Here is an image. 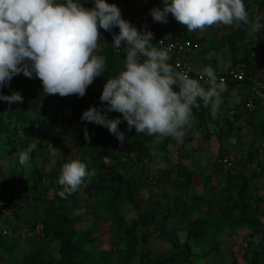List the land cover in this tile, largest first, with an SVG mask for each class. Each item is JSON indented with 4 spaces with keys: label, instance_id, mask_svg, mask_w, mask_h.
<instances>
[{
    "label": "rangeland",
    "instance_id": "rangeland-1",
    "mask_svg": "<svg viewBox=\"0 0 264 264\" xmlns=\"http://www.w3.org/2000/svg\"><path fill=\"white\" fill-rule=\"evenodd\" d=\"M92 1L78 0L84 7ZM114 1L118 3L122 18L133 25V13L125 7L129 0H106L109 4ZM244 3L250 21L259 17L264 23V0H244ZM158 25L175 39L188 37L200 41L199 50L187 60L194 69L197 58L203 56L208 64L199 70L210 65L217 74L245 65L247 75L264 83V28L253 31L250 23L238 29L219 25L189 32L171 14H168L167 23L158 22ZM100 32L99 54L107 58L112 36L103 29ZM255 50L259 57L249 61L248 52L252 51L254 57ZM243 60L249 62L240 64ZM107 64V70L81 97L82 110L78 116L73 107L58 105L62 99L59 95L46 96L37 78L29 79L20 73L0 86V94L19 93L24 104L44 105L49 112L45 122L39 118V124L21 118L3 121L4 129L0 131V232L5 235L7 231L6 236L13 241L21 240V245L13 248L8 242L0 247V264H26L27 261L40 264L43 249L54 259L51 264H63L61 242L47 235L49 211L56 209H60L62 215L81 218L77 231L91 233L93 241L86 248L96 261L99 260L96 264H138L144 257H166L173 250L180 252L181 248L189 251L187 264H264V218L261 224L242 222L221 232L214 242L208 237H190L196 222L207 217L210 206L216 211L218 221L239 220L241 213L234 211L233 206L243 200L231 184V177L240 178L244 168H249V175L255 174L249 192L254 199L262 200L260 205L264 208V121L254 123L258 129L248 121L245 102L255 97L250 85L236 89L239 103L234 102L232 89H228L222 94L223 102L215 113L208 108L203 117V106L198 110L193 108L195 120L182 141L170 138L159 148L160 152L156 151L157 156H139L134 140L144 135L136 134L134 129L129 131L121 113L112 111L106 115L109 119L121 118L118 128L126 133L123 150L106 127L81 120L82 113L90 106L107 108L99 99L103 86L122 69L117 64L108 61ZM46 123L56 127L53 136L47 133ZM85 129L90 145L84 139ZM37 133H43V137H37ZM105 137L111 140L115 153L112 158L100 151L101 140ZM25 140L36 143L38 150L32 152L29 163L23 166V178L17 185L10 182L16 162L9 152L12 147L25 145L22 143ZM143 146L147 147L148 142L143 140ZM231 151L239 156L238 167L232 171L220 164L221 157ZM159 153H163L166 169H155ZM70 159H79L87 165L91 175L84 185L87 180L96 179L98 185L114 197L115 207L107 209L101 205L110 214L109 224H100L99 216L90 212L98 205L87 203V194L77 193L70 199H61L58 176L62 165ZM181 166L187 167L191 174L189 189L178 183ZM257 167H261V172L254 171ZM147 208L150 220L142 217ZM164 229L175 235L176 247L164 235Z\"/></svg>",
    "mask_w": 264,
    "mask_h": 264
},
{
    "label": "clouds",
    "instance_id": "clouds-1",
    "mask_svg": "<svg viewBox=\"0 0 264 264\" xmlns=\"http://www.w3.org/2000/svg\"><path fill=\"white\" fill-rule=\"evenodd\" d=\"M164 7L150 11L156 22L167 23L168 14L189 32L204 31L213 26L240 28L251 23L253 31L264 28L261 18L250 21L244 0H163ZM113 34V47L121 52L122 69L103 86L100 101L107 108L90 106L81 120L106 127L123 144L126 133L118 125L121 118L109 119L107 112L122 114L129 131L154 137L152 144L165 138L182 141L194 123L193 108H211L215 113L228 91L223 78H218L209 65L191 78L186 71L169 63L170 50L152 43L151 31H139L123 19L116 4L94 0L86 8L78 0H0V86L22 73L37 78L46 96L83 97L86 89L107 70V58L100 55L101 32ZM164 40L159 43L163 44ZM203 82V83H202ZM235 103L240 102L232 89ZM0 100L23 102L19 93L0 94ZM84 139L90 136L84 130ZM36 143L19 153V163L25 166L31 159ZM153 156L157 153L153 151ZM163 153L155 169H166ZM6 166V162H4ZM91 174L79 159L64 163L58 176L63 198L77 192Z\"/></svg>",
    "mask_w": 264,
    "mask_h": 264
},
{
    "label": "trees",
    "instance_id": "trees-1",
    "mask_svg": "<svg viewBox=\"0 0 264 264\" xmlns=\"http://www.w3.org/2000/svg\"><path fill=\"white\" fill-rule=\"evenodd\" d=\"M153 3H159L163 4V0H152ZM94 0L92 2H89L88 5H93ZM112 4L118 5L117 2H113ZM86 5V6H88ZM85 6V7H86ZM118 7V6H117ZM131 13H133V17L136 14V11L133 9V0H129L126 3V6ZM118 27H113L111 32H107L112 36V43H113V34H115L116 29ZM161 28V27H160ZM160 31L166 32L165 29H160ZM179 40H184L188 39V37H182V38H176ZM192 39V38H190ZM194 40V39H193ZM196 41V39L194 40ZM200 42V41H196ZM254 51V50H252ZM252 51L248 52L249 54V61H253L255 58L259 57L258 53L255 50V56L252 57ZM175 59V58H174ZM174 59L169 62L174 66ZM123 60H124V55L123 54H118L115 52V49L112 45V48L109 50V53L107 55V61L110 64H117L119 66L123 65ZM248 60H243L240 64L244 62H249ZM191 64L190 62H188ZM251 75V74H248ZM256 77L253 75L248 76V79L244 82L252 86V81L255 80ZM260 81V80H257ZM240 85L236 82H230L227 83L228 89H237ZM238 90V89H237ZM254 98L251 99L254 103V109L253 111H250L246 108L247 101L245 102V110H246V115L248 116V121L250 124H252L254 127V123L256 121H264V98H261L254 94ZM58 105H62L63 107L65 106H70L75 109V114L78 116L82 110V105H81V97H78L76 95H69L67 97H62V99L58 102ZM203 117L204 113L208 111V108L203 107ZM46 109L44 108V105L41 107L39 104L36 103H30V104H24L23 102H12L9 103L7 101H3L0 103V131H3L4 129V120H13V119H18L21 118L23 121H28L30 123H35L39 124V118L44 121L45 115H47L49 112L45 111ZM261 114V115H260ZM45 122V121H44ZM47 125V133L50 134L51 136L54 135L56 131V127H54L52 124ZM256 129H258L256 127ZM17 134V132H16ZM43 133H37L36 136L39 138H42ZM45 135V133H44ZM134 135V134H133ZM144 136L141 137L139 136L138 138H135L134 140V147L137 151V153L140 155H152L151 153L153 151L160 152V149L162 148L163 143L167 144L170 138H165L163 143L161 144H152V140L154 137H149L145 134ZM19 137V136H17ZM23 137V136H21ZM143 140L148 142V146L145 147L143 146ZM25 145H22L20 148H14L12 147L9 155L14 159L16 162L13 170H12V176L10 182L17 183V185L21 182L23 178V173H22V168L23 166L19 163V153L21 151H24L30 142H22ZM160 148V149H159ZM158 149V150H157ZM38 148H36L34 151H37ZM33 151V152H34ZM100 151L104 155H108L109 157H114V149L111 146V140L108 138H102L101 143H100ZM156 152V153H157ZM228 154V153H227ZM258 156V154L256 153ZM225 157L222 156L220 160V164L224 166L223 164V158ZM239 163V156L237 163L234 168L229 169V170H235L238 167ZM21 165V166H18ZM25 167V166H24ZM260 171L261 172V167H257L254 171ZM179 177L178 178V183L180 184L181 187L184 189H189V182H191V174L189 172V169L187 167L181 166V169L179 170ZM249 168H244L243 174L240 176V178H234L231 177V184L238 190L240 194V199H242V202H238L236 206H233V210L241 213L239 216V220H235L233 222L230 221H225L221 222L218 221L216 211L213 209V206H210L209 208V213L205 219H201L200 221H197L194 228H192L190 232V237H195L197 239H203L204 237L210 238L212 242H214V239H216V235H218L221 232H224L229 229H233L237 226H239L242 222L250 223V224H261V218H264V208L261 207V199L259 198H253V194L249 192L250 189V183L255 174L249 175ZM255 173V172H253ZM88 182L85 185H82L81 188L71 194L67 195L66 197L61 198L63 201L72 198L74 195L77 193H83L87 194V203H95L96 208L92 211L91 213H94L95 215L99 216V222L100 224L107 223L109 224V221L111 220L110 214H107L106 211H104L101 208V205H105L107 209H111L112 207H115L116 203L113 204L114 197L110 192H108L105 188L101 187L98 185L96 182V179H89L87 180ZM116 196V195H114ZM93 206V205H92ZM89 207H91L89 205ZM91 209V208H90ZM150 209H146V211L142 214V217L144 220H147L149 218L150 220ZM48 220H47V235H51L53 238L59 240L62 244V256H63V264H96L99 261L95 260L93 258L90 250L86 248V245H88L93 239H91V233L87 232V234H80L77 231V226L81 223V218L78 217H72L71 215L64 214L62 215L60 213V209H56L55 211L50 210L48 214ZM106 225V224H103ZM111 228V226H110ZM18 228L14 229V232H17ZM7 232V231H6ZM164 235L169 239L172 245L176 247V242L177 240L175 239V235H172L171 232H167L166 229L163 230ZM3 235L2 232H0V247H5L7 243L9 242L11 244V247L15 248L21 245V240L19 241H13L12 238ZM15 252H13L14 254ZM41 258L43 259V262L40 264H51L54 262V259L48 254L46 249L41 250ZM39 253V256H40ZM110 256V254H108ZM189 251L187 248H181L180 252L177 251H172L168 256L166 257H159L155 258L153 256H147L144 257L140 260L138 264H187L190 262L189 260ZM26 264H30L29 261L26 262Z\"/></svg>",
    "mask_w": 264,
    "mask_h": 264
},
{
    "label": "built area",
    "instance_id": "built-area-1",
    "mask_svg": "<svg viewBox=\"0 0 264 264\" xmlns=\"http://www.w3.org/2000/svg\"><path fill=\"white\" fill-rule=\"evenodd\" d=\"M93 5H88L86 8H92ZM164 3H153L152 0H133V9L136 11V14L133 18L134 24L139 31H151L153 33V40L152 43L156 44L157 47H164L170 50V59L171 61L174 59V67H177L178 70H184L191 78H198L197 73L201 72L202 70L194 69L188 63V56L192 55L193 53L197 52L200 48L198 42L194 41L193 39H184L179 40L171 37V35L166 32H161L158 22L154 21L150 15V11L153 8H161L163 9ZM115 34L119 33V28H115ZM164 40L163 44L159 42ZM126 45L122 42L121 45V52L115 50L118 54H123L122 50ZM124 55V54H123ZM253 56L255 54L253 53ZM218 78H223V80L227 83L236 82L240 86L247 85L244 83L248 79V75L246 74V66L240 65L237 67H231L226 72L217 73ZM203 83V82H202ZM252 91L259 97L264 98V83L259 82L257 80L252 81ZM246 108L250 111L254 109L253 101H248L246 104ZM118 146L121 150L124 149V143L121 144L118 141ZM238 160L237 152L231 151L225 155L223 158V164L226 168L232 169L235 167ZM7 232L5 231V234Z\"/></svg>",
    "mask_w": 264,
    "mask_h": 264
},
{
    "label": "crops",
    "instance_id": "crops-1",
    "mask_svg": "<svg viewBox=\"0 0 264 264\" xmlns=\"http://www.w3.org/2000/svg\"><path fill=\"white\" fill-rule=\"evenodd\" d=\"M133 22H134V21H133ZM195 53H196V52H195ZM195 53H193V54H195ZM193 54H192V55H193ZM192 55H191V56H192ZM206 64H208V62L205 61V59H204L203 56H200V57L197 58L196 67H195V66H194V67H195L196 69H198V68L200 69L201 67H203V66L206 65ZM192 65H193V64H192ZM199 69H198V70H199Z\"/></svg>",
    "mask_w": 264,
    "mask_h": 264
}]
</instances>
